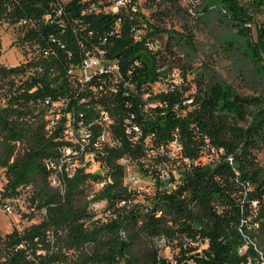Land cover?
<instances>
[{"label":"trees","instance_id":"1","mask_svg":"<svg viewBox=\"0 0 264 264\" xmlns=\"http://www.w3.org/2000/svg\"><path fill=\"white\" fill-rule=\"evenodd\" d=\"M214 1L257 62L264 0ZM0 24L25 58L2 63L0 37V204L27 191L42 216L0 229V264H264L263 96L218 78L186 95L137 0H0ZM129 167L152 183L130 188Z\"/></svg>","mask_w":264,"mask_h":264},{"label":"rangeland","instance_id":"2","mask_svg":"<svg viewBox=\"0 0 264 264\" xmlns=\"http://www.w3.org/2000/svg\"><path fill=\"white\" fill-rule=\"evenodd\" d=\"M137 1L149 21L163 30L157 35L155 50L162 69L180 84L186 95L193 96L200 85L211 78H218L242 95L264 97V53H261L257 62L250 61L226 46L225 39L232 27L221 17L217 7L205 9L206 6L211 7L214 0ZM257 19L263 20L262 16ZM252 31L255 34L254 26ZM0 37L3 42L1 62L5 65L23 62L25 58L17 45L16 29L8 24H0ZM94 60L88 61V73L98 68ZM213 156L205 151L199 161L209 163ZM258 160L264 165V148L258 152ZM97 169L94 164L92 170ZM128 169L139 176L140 188L145 189L152 183L133 167ZM4 184V172L0 171V189ZM28 195L27 191H23L19 200L12 203L13 210L10 213L2 209L1 202L0 229L3 234L14 229L23 230L42 219L41 215H37L32 221L28 220L27 215L31 213Z\"/></svg>","mask_w":264,"mask_h":264},{"label":"built area","instance_id":"3","mask_svg":"<svg viewBox=\"0 0 264 264\" xmlns=\"http://www.w3.org/2000/svg\"><path fill=\"white\" fill-rule=\"evenodd\" d=\"M121 2H118V4H120ZM92 58H95V57H90V58H88L86 61H85V65H84V73L85 74H88V61L89 60H91ZM96 60H94V63H96L97 65H98V68L101 66V62H100V60L99 59H97V58H95ZM175 146V150H177V151H179L180 150V146L178 145V144H175L174 145ZM179 149V150H178ZM207 152H208V150H207ZM222 152V151H221ZM210 153H212V154H214L215 153V150H213L212 149V151H210ZM73 153H72V151L70 150V149H67L66 151H65V156L66 157H69V156H71ZM187 162H188V160H187ZM97 166V165H96ZM98 167V166H97ZM129 168H131V167H129ZM165 177H166V175L165 174H163L162 176H161V178L164 180L165 179ZM139 182H140V180H139V176L138 175H136V174H133L129 169H127V173H126V177H125V183H126V185H128L130 188H132V189H143V188H140L139 187ZM103 186V183L101 184V185H98L97 186V188H100V187H102ZM2 191V188L0 189V192ZM17 201V200H19V198H17V199H12V200H8V201H6V202H4L3 203V205H2V209L5 211V212H11L12 210H13V208H12V203L14 202V201Z\"/></svg>","mask_w":264,"mask_h":264}]
</instances>
